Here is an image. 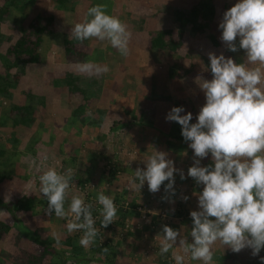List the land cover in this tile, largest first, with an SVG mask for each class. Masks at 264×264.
Wrapping results in <instances>:
<instances>
[{
    "label": "rangeland",
    "instance_id": "1",
    "mask_svg": "<svg viewBox=\"0 0 264 264\" xmlns=\"http://www.w3.org/2000/svg\"><path fill=\"white\" fill-rule=\"evenodd\" d=\"M93 1L94 0H74L73 2H76L74 9L68 12L69 9H66V11L58 9L56 3L52 0H24V14L16 13L12 20H8L0 26V37L2 34L7 36V39H4L1 44L2 47L0 50L2 52L6 50L9 51L15 46V42L21 39L34 50V34H28V24H32V26H42L45 29L44 33L40 36L41 45L39 44L35 49V52L38 54L37 62L25 63L24 66L21 67L24 69V72L21 73L22 75H19L20 70H15L13 68L8 70L10 74L9 79L14 85L18 84L19 86H17V89L22 90L24 93L18 92L15 87L13 89L11 87L8 88L10 95L6 97H8L9 100L5 97H0V116L1 114L5 115L4 112L8 108V106L5 105L6 103L16 104L15 107H17V105L22 104L24 95L27 92L28 95H34L36 92L46 93L45 91L47 89H44V87L60 78L64 73L72 72V74L76 76L82 78L86 77L87 81L80 83L79 90L75 92H67L66 90L59 91L61 99L58 97L53 98V100L50 99L48 102L50 104L44 108H40V112H38L41 119L44 117V121L42 122H44L46 127L49 126L51 122L50 117L45 118L49 111H58L64 107L73 108L75 106H77V109H80L82 104L83 110H78L79 120L76 119V122H74L75 118L73 117L72 111L69 110L64 113V117L68 119L69 125L66 128L62 127L61 136L64 138V141L60 143L61 150L65 148V143H67V145L69 144V146L66 147L67 152L68 149H74L78 145V153L76 155L81 154V157L86 155L84 160L81 161L82 166L78 162L76 166L74 165L66 171L60 165H56V163L53 166H51L53 163L46 165H40V163H38L39 165H36L37 168L34 167L33 169L35 161L29 162L30 154L27 155L25 159L24 157L20 158L26 165V167L25 165L20 167V174L22 175V173L25 172L27 175L30 170H33L32 173H35V177L32 178V180L35 181L39 180V176L49 168H55L61 173L71 172L73 175V182L69 188V196L65 204L66 210L71 201V197L75 195L74 193L77 189H81L80 192H78L83 198L86 194L87 198H84L85 202L95 199L99 192L112 194L117 198L123 196L128 199V204L132 203L131 200H133L137 194L139 197L138 199H141L143 196H141L140 192L143 191L139 189L138 192H134V196L133 193L132 195H126L128 192L123 193L124 185H117V191L116 189L110 190L113 186L111 184L114 183L113 179H115V177L117 179L120 174L115 176L113 172L112 175L114 177L112 176L113 179H111L107 170L114 161H123L125 167H120V165L119 168L126 170L124 171L126 173L125 175H128V172L132 171L133 167L134 169L139 166L144 168L145 165L143 160L147 159L154 149L167 152L168 157L174 161L175 167L182 169L187 177V170L193 164V150L189 148V142H183L182 139L176 140L167 137V135L170 134L169 128L172 129L171 126L176 122H167L165 116L172 107L182 106L185 112L181 113V115L191 112L193 114L191 123H195L196 116L205 103V95L199 85L202 81L198 78L206 80L212 79V74L210 70H208L210 66L208 54L210 52L216 55L222 53L225 57L233 58L220 39L222 30L218 28V25L223 18L224 12L234 6L238 0H97L96 4L107 5V13L109 15L119 17V19L126 24L128 31L131 33L129 54L123 57L108 41H100L96 38H92L74 46V52H81L83 54L81 59L77 60L75 57L69 60L64 54V47L62 45L63 36H67L68 38L72 37L71 28L76 23L83 21L88 9L94 6L92 5ZM50 15H52V19H50ZM178 16L185 20L182 28L184 33L182 34L178 33L180 26L179 23L175 22V18ZM192 26L196 27L197 30H191ZM21 27L25 28L24 32L19 31ZM162 31L164 33L168 32V34L164 36L163 42L168 44L169 40H171L174 44H177V50H168L170 51L168 52L152 49L150 47L151 38H154ZM238 42L237 39V43ZM239 51L238 57L241 58L234 60L236 63L242 62H238V60L242 59V53L244 51ZM0 56H2L1 53ZM24 57L26 58V56ZM6 60H10L11 62L12 58L9 57ZM7 63L8 61H6V64ZM85 63L90 64L91 69L88 71H81V66ZM1 66L4 69V65L1 64ZM104 67H107L109 70L107 72L97 71V69H103ZM26 76L31 79L27 85L24 83ZM35 79H38L37 82H34L36 81ZM22 81L23 85L20 83ZM82 89H85L86 92H82ZM18 99L22 102H18ZM37 101V104L40 106V100ZM10 109L8 111H10ZM11 110H13V108ZM37 111H39V109ZM87 114H89V118L96 123L103 121L101 124L102 129L96 134H93L92 131L89 133L83 131L81 134L82 136L79 137L76 135L75 128L79 126V130L83 129L84 124H80V119L87 116ZM145 115H148L146 116V122L151 123L154 121L152 123H154L156 128L143 122L142 118L144 119ZM1 121H5L9 133L12 128L8 125L7 117H2ZM119 121L123 123L127 121H140V123H138V126H131L124 129V131L122 130V132L115 130L114 132L116 134L109 135L107 130L113 126L115 122L117 123ZM87 127L92 129L94 126L87 125ZM138 127H141L140 130H138ZM177 127L179 129L181 128L179 124ZM46 128H48L47 131L40 135V145H42V141L46 140L48 136L51 137L52 141L59 138L60 134L57 131H49L52 127ZM54 129L57 130L55 126ZM18 132L14 130L10 133L13 134L12 141L15 140V134L18 135L21 140L22 131ZM153 132L155 133L154 136H152ZM98 135L104 136L99 141L100 143L97 140ZM1 141L2 139L0 136V142ZM25 142L26 141H23L21 143L18 140L16 148H13V150H23L24 152L25 149L23 145H25ZM9 143L10 142H7L6 144ZM169 143L170 145H168ZM3 145H5L4 142ZM181 145H183V148H181L183 150L179 151ZM5 147L8 150H12V148L6 145ZM88 150L90 151L89 153H91L90 155L87 153ZM173 152L176 154L173 155ZM52 153L56 155L55 151H52ZM76 155L74 156L76 157ZM65 156V154L59 152L55 160L64 161L66 159ZM90 156L94 158V161L87 158ZM187 158L190 159L188 161L192 164L185 161ZM50 160L52 159L49 155L47 156V163ZM210 162L211 161L206 162L205 158L201 163L202 165H207ZM96 164L98 165L96 171L98 174L91 171V169L95 168ZM83 166L86 168H93L85 175L86 168H83ZM37 170H40V172L38 173ZM174 176L175 180L181 179L178 173H175ZM121 178H128V176H123ZM190 178L191 177H187L183 180V185H181L182 188H178L177 186L180 185V183L177 184L175 181L174 189L178 188L177 190L180 192V195L176 194L174 198H169L168 193L164 194L165 192L161 193V191H159L160 195L163 197L167 196L168 200H165L161 206L159 205L160 203L158 204V202H156L154 204L156 205L154 209L153 205L149 207L151 213L147 215L150 217L147 215L145 216V219L149 222L144 223L145 220H140V218L134 222L146 226L150 224L151 220V222L153 221L155 224L158 223L161 228L163 225H168L173 229H180L183 232L186 231L189 233L188 229L190 228L191 230L192 228V224L187 226V221L192 223L190 212L199 210L197 195L194 193H199L203 189V185L193 187L194 182ZM24 179L26 178L13 177L9 182L0 184V202H4L10 206L12 195L15 192L21 194L26 183L28 186L31 185L30 182L33 183L32 180L24 183ZM82 180H87L88 183L85 187V189H88L85 190V192H83L82 184H76V181H81L82 183ZM123 182L125 183V181ZM106 184H108V186ZM102 185L105 189H102V191L98 190ZM145 186L147 187L148 185ZM184 196L188 197L187 201L183 200ZM169 201H174V203ZM165 203H167L166 207L164 206ZM141 214L143 215L145 213L141 212ZM3 216V210L0 207V218H3ZM5 216L7 219L9 218L8 224H10L9 226L11 227H9L6 233L2 232V228L0 227V264H14V262L19 259L21 252L37 255L40 252V243L36 244L30 241L29 233L25 232L26 230L22 227H19L21 226L20 222L18 225L15 218H10L7 215ZM47 217L48 218L44 216L40 217V215H38V217L22 218L23 222L28 220L27 223L32 226V229L38 231L40 238L58 240L62 235L73 234V232L69 233L67 227L64 225V223L66 224L68 222L63 223V220L68 221L71 218V214L68 218H62V220L59 219V221L54 214L51 216L47 215ZM152 217H154V220H152ZM20 219L21 218H19V220ZM117 219H119V215H117L116 220ZM125 219L128 221V218ZM125 224L127 228L128 223L126 222ZM156 234L158 239L155 237ZM156 234H154V239L160 248L161 240L163 239L162 230L158 229ZM151 237H153L152 234H142L141 239H139L144 241ZM80 238H76V240L80 241ZM134 240L136 241L137 238ZM153 240H148V243L144 244V250H147L145 255L154 253L151 250L152 248L155 249ZM178 242L179 241H177V245ZM14 243H16V245H14ZM217 243L220 247L218 249L216 244V246H213L214 257H217L219 254L216 251L217 249L221 252V255L228 252L232 257L230 248L224 250V245H221L220 242ZM174 248L170 250L171 254L172 252H181L180 248L177 247V250ZM123 249L130 252L129 250L132 248L129 247V250H127L126 247L123 246ZM56 251L57 250L54 249V253H52L44 264H55L57 262L58 254ZM155 251L157 255H159V249ZM170 252L168 253L169 255ZM64 256L67 257L65 264H79V262L82 261L81 264H92L91 262H85L89 260V253L87 251H84L83 259L77 257L70 260L69 258L73 257L70 252H66ZM94 256L96 257L92 260L97 263L98 257L97 255ZM159 258L161 260H159ZM159 258H155L157 259L156 262L158 261V264H163V257L161 258L160 255ZM167 258H165L167 259L166 261L169 260L170 264H175L171 256H167ZM150 259H152V257H150ZM188 259L189 258L185 255L184 264H191V260ZM148 263L149 260L145 261L143 264Z\"/></svg>",
    "mask_w": 264,
    "mask_h": 264
},
{
    "label": "clouds",
    "instance_id": "2",
    "mask_svg": "<svg viewBox=\"0 0 264 264\" xmlns=\"http://www.w3.org/2000/svg\"><path fill=\"white\" fill-rule=\"evenodd\" d=\"M218 28L228 51L245 52L244 62L236 63L222 53L210 52L208 70L212 79L198 78L202 81L199 85L205 103L196 122L191 123V112L181 115L185 112L182 106L172 107L165 116L167 122L181 126V135L193 150V164L187 177L193 178L198 186L203 185L201 192L194 193L199 210L190 212L191 242L180 229L162 226L160 255L168 254L174 247L182 249L183 254L172 252L175 264H184L188 254L193 261L214 264L213 245L217 242L233 253L250 249L253 257L264 249V0H238L224 12ZM71 34L81 43L92 38L108 41L121 56L129 54L131 33L119 17L107 13L105 4L90 7L83 21L71 28ZM90 69L91 65L85 63L80 70ZM209 156L211 162L202 165V160ZM143 163L145 167H137L130 182L139 190L147 182L150 193L159 192L163 185L165 193L174 194V174L178 173L181 180L187 178L165 151L154 149ZM39 181L40 193L48 202L46 214L54 213L58 218L71 214L67 231L82 232L80 244L92 245L99 236L93 205L82 196L73 195L65 208L73 182L71 172L49 168L39 176ZM96 199L102 206L100 227L107 228L117 218L114 198L99 192Z\"/></svg>",
    "mask_w": 264,
    "mask_h": 264
},
{
    "label": "trees",
    "instance_id": "3",
    "mask_svg": "<svg viewBox=\"0 0 264 264\" xmlns=\"http://www.w3.org/2000/svg\"><path fill=\"white\" fill-rule=\"evenodd\" d=\"M24 0H0V26L2 24H4L5 22H7L8 20H12L14 14L16 13H22L24 14L23 10H24ZM56 3V6L58 9L63 11H66V9H69L68 12L72 11V9H74L75 3L73 2L74 0H52ZM97 2V0H94L92 5H95ZM24 19V18H23ZM50 19H52V15H50ZM23 21V20H22ZM175 22L179 23V34L184 33V30L182 31V28L184 26L185 20L183 18H181L180 16L175 18ZM29 26V30H28V34L33 35L34 36V41H33V47L34 50L31 49L28 45L25 44V41H23V39L19 40L18 42H15V46H13L9 51L6 50L4 52H2L0 50V53L2 56H0V97H5L9 100L8 97L10 93L8 91V88H14L16 90H18V92L20 93H24L22 90L17 89V84L14 85V83L9 79L10 74L8 73V70L13 68L15 70H20L19 71V75H22L21 73L24 72V69H22L21 67L24 66L25 63H35L38 60V54L37 52H35V49L38 47V45H41V38L40 36L44 33L45 29L41 26H32V24H28ZM19 30V28H18ZM191 30L196 31L197 28L196 27H191ZM19 31L24 32L25 28L21 27ZM168 34L162 32H159L154 38H151L150 40V47L152 49H157V50H161V51H175L177 50V44L173 43L171 40H169L168 44H166L165 42H163V38L164 36ZM4 39H7V36H5L4 34L1 35L0 37V48L2 47V41ZM80 42L75 40L74 38H68L67 36H63V40H62V45L64 47V54L67 57V59L71 60L73 58L76 57V59H81L82 57V53L81 52H74L73 48L76 44H79ZM170 52V51H168ZM239 52V51H237ZM174 53V52H173ZM26 56V58L24 57ZM11 57L12 60L10 62V60H6L7 58ZM241 58V57H238ZM6 61H8V63L6 64ZM243 62V59L238 60V62ZM4 65V69L1 66ZM2 67V68H1ZM86 77L82 78L76 75H72L71 73H66L62 79L59 81L61 82L60 85L64 86L69 92H75L77 90H79L80 87V83L86 82ZM89 81V80H88ZM89 87V86H88ZM86 89V88H85ZM85 89H82V92H86ZM13 97V95H12ZM204 99V98H203ZM103 100V99H102ZM22 102L21 100L18 99V102ZM24 104L21 106L17 105V107H15L16 104H11L13 107V112L14 115L12 117L11 113L8 112V108L6 109V111L4 112L5 115L1 114L0 116V131L1 132H7L9 131L5 125V121H1L2 117H7L8 119V125L13 129L16 128V126H20L21 129L26 128V126L30 125L33 121V116H32V111L30 110V102L32 101V103L34 104L37 100L33 97V95H28V92L25 93L24 95V100H23ZM205 101V100H204ZM40 104H42L40 102ZM68 110L72 111L73 113V117L75 118L74 122H76L78 119L79 120V116H78V110L82 111L83 110V106L81 104L80 109H77V106L70 108L68 107ZM99 111V110H98ZM101 113V112H99ZM3 115V116H2ZM146 116H144V119L142 118L143 122L146 123ZM154 122V121H152ZM147 123L153 126V128L155 127L154 123ZM66 125L65 124H60V130L62 129V127H67L69 125L68 119L66 118ZM103 123V121H100L99 123H96L94 120H92L91 118H89V114H87V116H84L80 119V124H86L88 126H94L92 129L93 134L98 133L102 128H101V124ZM138 123H140V121L136 122V121H127V122H115V124H113V126H111L107 131L109 132V135L112 134H116L114 131L118 130V132H122V130L124 131V129H127L131 126H138ZM178 124L174 123L170 129V134L167 135V137H170L171 139H182V141L184 142V139L181 135V128L179 129L177 127ZM73 126V125H72ZM75 127V126H74ZM141 128V127H140ZM140 128L138 127V130H140ZM156 128V127H155ZM53 132V131H52ZM12 133V131H10L6 137V139H4L2 142H0V184H2L3 182H9L13 177H20V178H26L24 179V183L32 180V178L35 177V173H32V171L30 170V172L26 175L25 172L21 173V169L20 167L24 166L25 164H23V162L20 160V158L24 159L27 157V155L30 154V158H29V162H34L35 165H33V169L34 167L37 168V166L39 165L38 163L44 164L42 161V157L40 155V151L37 150L36 147H32L33 142H35V140L30 143V144H26L25 147H23L25 150L23 152V150H13V148H16L17 142L19 140L18 135L15 134L14 139L12 141V135L10 134ZM77 133V132H76ZM59 138L57 139V145L58 148L56 149V155H55V159L56 156L58 155L59 152H62V154H65L66 159L64 161H60L59 165L64 168L66 171L68 170V168H71L72 166H76L77 163L79 162V164L81 165V161L84 160V158L86 157V155L84 157H81L80 155H76V157L72 154V151L77 150V146L73 149L70 148L68 149L67 152V148L69 146V144L67 145V143H65V148H63V150H61V145L60 143L64 141V138H62L61 133H59ZM104 136H97V140L98 142L103 138ZM78 139V137H77ZM47 140H52L51 137L48 136ZM3 142L5 143V145L7 147L12 148V150H8L5 145H3ZM7 142H10L9 144H6ZM100 143V142H99ZM170 145V143L168 144ZM172 146V145H171ZM183 145H181L179 151H182L183 149ZM55 149V148H54ZM90 151L88 150L87 153H89ZM178 153V152H177ZM91 153H89L88 155H90ZM173 155H175L176 153H172ZM87 155V156H88ZM89 160L94 161V158L92 156L87 157ZM23 160V159H22ZM189 158H187L185 161L188 162ZM96 162V161H95ZM115 162L112 163L111 167L108 168V174L111 176V179H113V175L112 173L114 172V175L116 176L119 172L120 169L119 167L115 166ZM37 165V166H36ZM59 166V167H60ZM82 166V165H81ZM192 166V165H191ZM26 167V165H25ZM85 166H83L84 168ZM19 168V170H18ZM86 168V167H85ZM93 168V167H91ZM91 168H86L85 170V175L88 174V171ZM98 168V165H95V168L91 169V171L96 172ZM25 169V168H23ZM84 170V169H82ZM99 170V169H98ZM37 172L39 173L40 171L37 170ZM113 176V177H112ZM27 180V181H26ZM88 180V179H87ZM87 180H82L83 182L81 183V181H76V184H82L83 185V190L85 191V187L88 185ZM33 183L30 182V186L25 185L23 192H21V194L19 192H15L12 195V198L10 200V206L9 204L7 205L4 202H0V207L3 210V218H0V227L2 228V232L6 233L9 230V226L10 224H8V219L5 215L9 216L10 218H15L17 220V224L20 222L21 226H19L20 228L22 227L24 230H26L25 232L29 233V239L30 241H32L33 243H40L41 247H40V252L37 255H33V254H25L24 252H21L19 259H17L14 264H44L47 259L52 255V253H54V249H56L57 254H58V260L55 264H65V261L67 260L66 256H64V254L66 252H70V254L73 256L72 258H69L70 260L74 259V258H79L83 259L84 257V251H87L89 253V260L85 261V262H91L92 264H143L141 262H144L143 259L141 260L140 258L137 259H133L130 262H127L126 259L130 256V253L128 252V254H122L120 253V246H122L123 244H126L127 247H131L134 248L133 250H142V247L144 246V244L148 243V240H152L151 238H148L147 240H140L141 239V235L142 234H152L153 233V229L150 228V226L152 227V224H155V222H151L150 220V224L149 226H145L144 224H137V222H134L135 220H142L144 221V218L147 214H150V210L149 207H147V210H149V213L144 214V216H142V214L137 210L138 208H141L143 206V204H140L139 206L135 205L133 203H129L127 208H123V204L124 202H128V199L120 196L119 198L115 197L114 195H108L112 198H114V202L117 206V215H119V219L115 220L114 223L110 224L107 228H101L100 227V220L101 217L99 216V209L102 207L101 205H99L97 203V199L95 197V199H93L92 201H87V203H91L93 205V217L96 221L95 223V227L97 229H99V236L96 238L95 242L88 246H82L80 244V242L78 240H76V238H80V236H82V232L80 231H75L73 232L72 235L68 234V235H62L61 237L58 238V240H51V239H46V238H40L38 231L32 229V226H30L27 221L25 220L23 222V218L25 217V219H27L28 217H33V216H37L40 215V217L44 216L46 218L47 214L45 212L46 208H47V200L46 198L43 197V194L40 193V181L39 180H32ZM113 183V182H112ZM108 186V184H106ZM112 185V184H111ZM114 185V183H113ZM132 188L135 189L134 186H130ZM163 187V186H161ZM129 188V187H128ZM125 189L123 190V193L128 192L126 195H132L133 190L132 189ZM116 191L118 190L117 187H115ZM114 189V190H115ZM74 191V190H72ZM145 191L140 192L141 196L146 197L145 196ZM73 194V193H72ZM75 195H77V191H75L74 193ZM105 194V193H104ZM122 194V192H121ZM166 194V193H164ZM177 194V191L174 192V194L172 193H168V197L174 198V195ZM78 195H80V193H78ZM106 195V194H105ZM81 196V195H80ZM131 197V196H130ZM155 196H149V198H154ZM159 197H163V196H159ZM164 200L162 199L160 201V203H163ZM159 203V202H158ZM54 214V213H53ZM52 214V215H53ZM24 215V216H23ZM148 217H150L149 215H147ZM56 217V216H55ZM131 217L132 219H128V221L125 218ZM19 218H21L19 220ZM147 218V217H146ZM56 219L59 221L62 220V218H58L56 217ZM152 220H154V217H152ZM65 221L63 220V223ZM128 223V227L126 228V224ZM134 222V223H133ZM141 222V221H140ZM145 223V222H144ZM19 225V224H18ZM63 225V224H62ZM64 225L67 227V223ZM135 225V226H134ZM114 236V237H113ZM134 237V238H133ZM137 238V240L135 241L134 239ZM140 238V239H139ZM134 240V241H133ZM14 245H16V243H14ZM55 246V248H54ZM156 249H160L159 246H154ZM107 248V252L104 251V249ZM140 248V249H139ZM144 250V247H143ZM86 255V254H85ZM97 255V263L94 262V259ZM167 256V254L164 256H161L162 263L163 264H170L169 260L166 261L167 259H165ZM188 256L190 257V254H188ZM160 257V254L157 255V258ZM214 260V264H239L238 262H233L232 258L230 256V254H228V252H226L225 254L221 255V252H219V254L217 255V257H213ZM156 260H151L149 261L148 264H153ZM83 262V261H82ZM82 262H79V264H81Z\"/></svg>",
    "mask_w": 264,
    "mask_h": 264
},
{
    "label": "crops",
    "instance_id": "4",
    "mask_svg": "<svg viewBox=\"0 0 264 264\" xmlns=\"http://www.w3.org/2000/svg\"><path fill=\"white\" fill-rule=\"evenodd\" d=\"M238 44V43H237ZM133 45V44H132ZM242 50V49H241ZM243 51V50H242ZM240 52V51H239ZM239 52H230L229 51V53L231 54V56L233 57V59L234 60H236L237 58H238V54H239ZM242 59H243V61L245 60V52H243L242 53ZM242 63V62H241ZM67 73H70V72H67ZM66 73H64L60 78H58L57 80H54V81H52L50 84H48V85H46L45 87H44V89L46 88L47 90L45 91L46 93H44V92H40V93H35L34 95L33 94H30V95H33V97L36 99V100H40V102L42 103V104H40V106H39V104H37V102L38 101H36L34 104L32 103V101L30 102V110L32 111V116H33V121H32V123L30 124V125H28V126H26V128H22L21 129V127L20 126H16V128H13V129H11L10 131H16V132H20V131H22V137H21V140L19 139V142H23V141H26L24 144L26 145V144H30V143H32L34 140H35V142H33V145H32V147H36L37 148V150H39L40 151V155H41V157H42V162L44 163V164H52L51 166H53V165H55V163H56V165H59V160H55V154H53L52 153V151L54 152V151H56V149L58 148V145H57V139H54L53 141L52 140H44V141H42V145H40V135L42 134V133H44V132H46L47 131V129L48 128H46V127H52V128H50L49 129V131H53V132H55V131H57L58 133H61L62 132V129L60 130V124H65V122H66V119H65V117H64V113L66 112V111H69L68 110V108H65L64 106V108H62V109H60V110H58V111H49V113H48V115L47 116H45V118H49L50 117V120H51V122H50V125L49 126H46L45 127V124H44V122H42V121H44V117L41 119V117H40V114H38V112H40V108H44L45 106H48V104H50V103H48L49 101H50V99H52L53 100V98H55V97H58V98H60L61 99V95L59 94V91L61 92V91H63V90H66L67 92H69L64 86H61L60 85V83L61 82H59L61 79H62V77L65 75ZM71 74H72V72H71ZM72 75H75V74H72ZM30 78H28V76H26V80L24 81V83L27 85V84H29V82H30ZM36 80V79H35ZM38 80V79H37ZM37 80L36 81H34V82H37ZM22 85H23V81L22 82H20ZM17 86H19L18 84H17ZM59 95H60V97H59ZM57 98V99H58ZM23 100H24V98H23ZM24 102V101H23ZM22 102V104H21V106L24 104ZM47 104V105H46ZM6 106H8V109H12L14 106H12L10 103H6L5 104ZM20 106V105H19ZM10 109V111H8V112H10L11 113V115H12V117H13V115H14V112L12 111ZM39 109V111H37ZM50 110V109H49ZM6 111V110H5ZM147 123V122H146ZM54 126L57 128V130H55L54 129ZM79 126H76V135L77 136H82L81 134H82V132L83 131H85L86 133H89L90 131H92L93 129H90V127H87V125L85 124V125H83V129H81V130H79V128H78ZM155 128V127H154ZM151 129V128H150ZM18 132V133H19ZM93 133V132H92ZM149 133V132H148ZM154 132H153V134H152V136H154ZM7 135H8V131L7 132H1L0 131V136H1V139H2V141L4 140V139H6V137H7ZM150 135V134H149ZM1 141V142H2ZM79 141V140H78ZM144 141H147V140H144ZM25 145H23V147H25ZM55 148V149H54ZM78 153V149L77 150H74V151H72V154L73 155H76ZM50 155V158L52 159V160H50L48 163H47V156H49ZM186 160V159H185ZM190 160V159H189ZM208 161H211V158L210 157H208V158H206V162H208ZM116 164V166L117 167H119L120 165V167H125V165H124V163H123V161L122 162H117V161H114ZM186 163V162H185ZM188 163L189 164H192L191 162H189L188 161ZM24 164V163H23ZM209 164V163H208ZM204 165V164H203ZM129 166H130V164H129ZM140 167V166H139ZM137 168V167H136ZM135 168V169H136ZM142 168V167H141ZM135 169H134V167H133V169H132V171H129L128 173V175H125L126 173L124 172V171H126L125 169H121L120 170V172L116 175V176H118L119 174V176L117 177V179H116V177H115V179H113V181H114V185L111 187V189L110 190H114L115 189V187H117V185H124V187H123V190H125V189H127L129 186H131L132 184L130 183L132 180H133V178H134V171H135ZM40 171V170H39ZM95 174L97 173V172H94ZM98 174V173H97ZM123 176H128V178H121V177H123ZM193 182H194V185H193V187H197L198 185L195 183V180L193 179V178H190ZM116 181V182H115ZM123 181H125V183L123 182ZM176 181V183L178 184V183H180V185H178L177 187L178 188H182V186L181 185H183V180H181V179H179V180H175ZM165 184H167L168 182L167 181H165L164 182ZM196 184V185H195ZM90 185V184H89ZM105 185V184H104ZM145 185H147V182H145V184H144V186L141 188V190L142 191H144L145 190V196L146 197H142L141 199H138L139 197H138V195H136V197H134L133 198V202L135 203V205H137V206H139L140 204H143L144 206H145V209L147 208L146 206H148V207H151L152 205H153V209H154V207L156 206V205H154L156 202H159L160 203V201L162 200V197H159L160 196V193L159 192H157V193H155V194H153V193H150L149 192V190H148V186L146 187ZM175 185V184H174ZM163 186V185H162ZM202 186V185H201ZM107 187V186H106ZM81 188V187H80ZM178 188H176L175 189V191H177V194L178 195H180V192H178ZM88 189V188H87ZM86 189V190H87ZM102 189H105L104 188V186L102 185V187L101 188H99L98 190H100V191H102ZM128 189H132L133 190V192H138V189L136 188V189H134V188H132V187H129ZM80 190L81 189H77L76 191H77V195H78V193L80 192ZM79 191V192H78ZM160 191H161V193H164L165 192V190H164V186L163 187H161V189H160ZM179 191H181V190H179ZM106 195H109V194H106ZM135 194L133 193V196H134ZM132 196V197H133ZM148 196H155L154 198H148ZM192 199V198H191ZM193 199H195V198H193ZM165 201V200H164ZM167 201V200H166ZM158 203V204H159ZM160 206L162 205V203H160L159 204ZM166 205H167V203H165L164 204V206L166 207ZM151 213V212H150ZM128 219H132L131 217H128ZM189 220V219H188ZM65 222H68L67 220H65ZM158 224V223H157ZM152 224V227L150 226V228H152L153 229V233H152V235H153V237H152V240L156 237L157 239H158V236H157V234H156V232L158 231V229L159 230H162V228L160 227V225L158 224ZM192 223H190V221H187V226H189V225H191ZM135 226V225H134ZM146 226H149V225H146ZM188 231H189V233H190V228L188 229ZM183 232V231H182ZM154 234H156L155 235V237H154ZM183 234L184 235H188V233L185 231V232H183ZM188 240H189V242H191V237H190V235H188ZM134 241V240H133ZM154 241V245L155 246H158L157 245V243H156V240L154 239L153 240ZM216 245L218 246V249H219V244L218 243H216ZM216 245H213V246H216ZM222 245V244H221ZM123 246H125L126 247V249L127 250H129V247H127V245L126 244H123L122 246H120L119 248H120V253H122V254H128V252L125 250V249H123ZM177 246H179V242H178V245ZM123 249V250H122ZM134 248H132L131 250H129L130 252V256L126 259V261L127 262H130L131 260H135V259H137V258H140L141 260L143 259V261L145 262V261H153V260H157V259H155V258H157V253H156V251L155 250H157L156 248L154 249V248H150L154 253H152L151 255H149L150 253H148V255H145V253H147V250H143V247H142V250H133ZM140 249V248H139ZM174 249H176L177 250V247H175ZM216 250L218 253H219V250ZM227 249H229V248H227L226 246H224V250H227ZM230 251V250H229ZM180 253H182V249H181V252ZM231 253V252H230ZM159 254H160V252H159ZM162 256V255H161ZM167 256L168 257H172V254H171V252H170V255L169 254H167ZM167 256H166V258H167ZM190 260H191V258L188 256V255H186ZM150 257H152V259H150ZM164 257H165V255H164ZM261 257H264V249H262L261 251H260V253H259V255L258 256H255V257H253L252 255H251V250L250 249H244V250H242L240 253H233L232 252V261L233 262H238L239 264H264V261H262L261 260ZM168 259V258H167ZM188 259V260H189ZM159 260H161L160 258H159ZM144 262H141V263H144ZM158 262V261H157ZM156 261L153 263V264H158ZM172 264V263H171ZM191 264H201V262L200 261H193V260H191Z\"/></svg>",
    "mask_w": 264,
    "mask_h": 264
},
{
    "label": "built area",
    "instance_id": "5",
    "mask_svg": "<svg viewBox=\"0 0 264 264\" xmlns=\"http://www.w3.org/2000/svg\"><path fill=\"white\" fill-rule=\"evenodd\" d=\"M83 192H85V191H83ZM82 194H83V193H82ZM83 195H84V194H83ZM84 198H87L86 194L84 195ZM86 203H87V202H86ZM127 206H128V202H124V204H123V208L125 209V208H127ZM137 210H138L140 213H141V212H144L145 214H146V213H149V210H146L144 205H143L141 208H138ZM142 216H144V214H143ZM144 220H145L144 222H148L147 219L144 218Z\"/></svg>",
    "mask_w": 264,
    "mask_h": 264
}]
</instances>
